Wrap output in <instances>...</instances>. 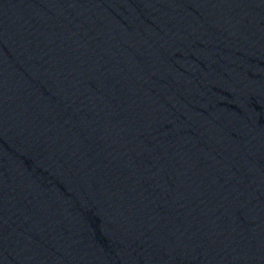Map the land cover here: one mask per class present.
Here are the masks:
<instances>
[{
    "label": "water",
    "instance_id": "1",
    "mask_svg": "<svg viewBox=\"0 0 264 264\" xmlns=\"http://www.w3.org/2000/svg\"><path fill=\"white\" fill-rule=\"evenodd\" d=\"M0 264H264V0H0Z\"/></svg>",
    "mask_w": 264,
    "mask_h": 264
}]
</instances>
